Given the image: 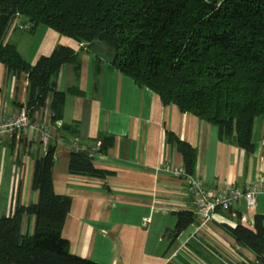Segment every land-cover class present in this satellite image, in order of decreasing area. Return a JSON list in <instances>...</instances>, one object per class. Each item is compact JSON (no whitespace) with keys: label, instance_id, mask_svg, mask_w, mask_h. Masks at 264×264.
<instances>
[{"label":"crops","instance_id":"1","mask_svg":"<svg viewBox=\"0 0 264 264\" xmlns=\"http://www.w3.org/2000/svg\"><path fill=\"white\" fill-rule=\"evenodd\" d=\"M20 24L16 20L6 41L16 46L27 63L50 56L59 45L79 54L78 75L73 64H64L55 84L66 94L62 122H78V136L56 131L50 122L49 100L31 118L47 126L49 143L55 145L53 190L71 199L61 231L70 253L97 264H174L179 257L196 264L254 261L253 254L239 247L221 225L240 223L252 228L254 216L264 215V193L253 210L247 211L244 202L238 201L228 212L218 210L207 225L199 227L196 221L173 244L169 242L176 224L173 214L195 213V206L183 179L171 175L183 170V163L167 138L173 136L195 150L194 176L210 195H217L264 177V117L253 120V150L247 154L219 140L217 127L175 105H163L151 90L138 87L111 67L114 51L107 45L81 46L43 26L29 32L19 29ZM26 85L24 74L9 75L0 65V120L17 116L26 102ZM70 89L78 93H68ZM104 135L113 136L114 143L99 153L97 144ZM45 148L33 128L0 137V217L10 215L16 206L37 202L31 180L34 162L45 154ZM73 148L88 150L94 168L110 174L99 178L70 175ZM145 219L149 222L143 226ZM34 222L33 216H24L22 233L31 235Z\"/></svg>","mask_w":264,"mask_h":264},{"label":"trees","instance_id":"2","mask_svg":"<svg viewBox=\"0 0 264 264\" xmlns=\"http://www.w3.org/2000/svg\"><path fill=\"white\" fill-rule=\"evenodd\" d=\"M16 20L27 27L21 30L43 26L81 46L107 45L114 51L111 67L135 85L151 90L163 105H175L217 127L219 140L252 152L253 120L264 117V0H0V65L9 75L26 76L23 107L29 118L49 100L51 124L76 138L79 123L62 122L66 94L55 84L64 64H73L78 75L79 54L59 45L50 56L27 63L6 41ZM167 141L181 154L185 174L194 176L195 150L173 136ZM113 143V136H101L98 152ZM54 161L55 145L48 143L33 167L37 202L0 217V264H97L71 254L61 236L71 199L53 190ZM92 161L88 150L73 148L68 173L110 174L94 168ZM173 215L171 244L196 222L192 211ZM24 216L35 219L31 235L21 231ZM221 228L255 257L240 264H264V215L254 216L252 228L240 223Z\"/></svg>","mask_w":264,"mask_h":264},{"label":"built area","instance_id":"3","mask_svg":"<svg viewBox=\"0 0 264 264\" xmlns=\"http://www.w3.org/2000/svg\"><path fill=\"white\" fill-rule=\"evenodd\" d=\"M25 28L27 27H20V29ZM29 128H33L37 132L41 144L46 147L50 139L47 126L33 122L24 107L19 109L16 117L0 120V137L6 134L18 135ZM97 146H99V143ZM171 175L177 178L181 177L188 186V192L193 198L195 217L199 227L211 222L218 210L224 212L230 211L232 205L238 201L244 202L247 211L253 210L258 196L264 193V177L244 188L234 187L217 195H210L199 178L186 175L182 169L172 171ZM148 222L149 219H145L143 226Z\"/></svg>","mask_w":264,"mask_h":264},{"label":"rangeland","instance_id":"4","mask_svg":"<svg viewBox=\"0 0 264 264\" xmlns=\"http://www.w3.org/2000/svg\"><path fill=\"white\" fill-rule=\"evenodd\" d=\"M174 264H196V263H194V262H189V260L187 261V260H185V259H183L182 260V258L181 257H179V258H176L175 260H174ZM200 264V263H199Z\"/></svg>","mask_w":264,"mask_h":264}]
</instances>
